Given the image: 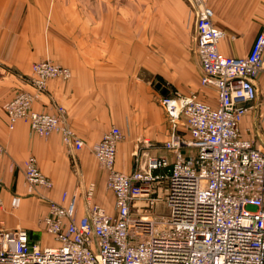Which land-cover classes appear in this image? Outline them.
<instances>
[{
    "label": "built area",
    "instance_id": "2783aa9c",
    "mask_svg": "<svg viewBox=\"0 0 264 264\" xmlns=\"http://www.w3.org/2000/svg\"><path fill=\"white\" fill-rule=\"evenodd\" d=\"M188 1L196 11L200 84L216 89V101L202 99L198 91L162 95L170 123L162 147L172 157L151 154L154 144L143 138L130 172L116 166L124 134L113 125L94 155L106 173L114 211L95 199V181L85 188L81 216L80 195L65 191L60 200L49 201L39 219L52 243L40 244L28 228L1 223L0 264H264V149L240 130L259 96L264 29L247 55H226L218 47L225 31L215 25L209 0ZM71 76L69 67L44 59L32 65L29 80L37 93H44L49 79ZM35 98L20 91L7 103L8 127L25 120L33 133L48 138L59 132L65 144L82 150L84 140L66 122L64 108L36 111ZM24 175L31 186L54 187L34 154L25 160ZM3 188L0 179V205ZM21 200L12 196V207ZM159 201L164 210L157 209Z\"/></svg>",
    "mask_w": 264,
    "mask_h": 264
},
{
    "label": "crops",
    "instance_id": "0c3cea01",
    "mask_svg": "<svg viewBox=\"0 0 264 264\" xmlns=\"http://www.w3.org/2000/svg\"><path fill=\"white\" fill-rule=\"evenodd\" d=\"M209 3L215 25L225 31L219 50L231 56L247 55L264 29V0ZM195 22L196 11L188 0H0V179L6 186L0 225L25 227L34 240L35 233L46 239L49 236L40 230L39 219L47 213L49 201L60 200L65 189L80 195L77 215L81 216L86 184L78 182L76 171L87 170L84 157L96 168L97 201L112 205L114 211V198L103 192L94 159L101 137L113 125L124 134L118 143V169H133L135 148L143 138L154 144L151 154L172 157L162 147L170 136L162 95L198 91L208 102L217 98L213 86L200 84ZM44 59L69 67L72 76L51 78L45 92L37 93L29 76L32 65ZM257 85L255 107L244 116L240 130L264 149V71ZM20 91L36 94V111L64 108L66 122L84 140V157H73L75 150L59 132L37 139L25 120L14 129L8 127L5 107ZM18 151L25 154L22 159ZM31 154L55 186L50 192L21 196L20 206L12 211V196L23 195V164Z\"/></svg>",
    "mask_w": 264,
    "mask_h": 264
},
{
    "label": "rangeland",
    "instance_id": "374dc122",
    "mask_svg": "<svg viewBox=\"0 0 264 264\" xmlns=\"http://www.w3.org/2000/svg\"><path fill=\"white\" fill-rule=\"evenodd\" d=\"M30 131H31V133H32V137L33 138H37V139H47V138H45V137H42V136H40V135H38V134H35V133H33L32 132V130H31V127H30ZM152 142V141H151ZM83 150V149H82ZM82 150H75L72 154H74V155H72L73 157L74 156H76L77 158H78V155L80 154L81 156H83V154H82ZM24 153H22V152H20V151H18V158H23L24 157ZM16 156V155H15ZM84 157V156H83ZM94 158V157H93ZM85 161H86V164H88V168H87V170H80V169H78L77 171H76V175H77V178H78V182L80 183H84V184H86V186H87V184L90 182V181H95L96 182V186H97V188H96V195H95V199L97 200V194H98V192H99V180H97V179H95L94 178V172L96 171V168H94V167H92V166H90V163H89V158H83ZM95 159V163L97 164V168H99V174L100 175H102V179H103V182H104V189H103V192H105V194H107L108 195V193L109 194H111V196L113 197V195H112V192L110 191V190H108L107 189V187H106V173L103 171V169L100 167V165H99V163H98V161H97V159H96V157L94 158ZM24 164H25V161H24ZM23 164V165H24ZM90 167V168H89ZM24 168V167H23ZM54 186H55V184H54ZM5 188H6V186H4V191H5ZM20 188H22V191H23V195H21V194H19L20 196H28V195H31V194H37V193H39V192H41L42 190L43 191H47V190H45V189H43V188H41V187H34V186H31V185H29V184H27L26 183V180H25V175L21 178V183H20ZM54 188V187H53ZM15 190V189H14ZM13 190V191H14ZM51 191V190H50ZM50 191H48V192H50ZM65 191H67V192H70L69 190H63L62 191V193H61V196H62V194L65 192ZM73 192H76V191H74L73 190ZM102 205H104L110 212H112L113 210L111 209L112 208V205L111 206H109V205H107L106 203H103ZM2 206V205H1ZM157 209H161V210H164V207H163V203H162V201H159V203H158V207H157ZM11 210L12 211H14L15 210V208L14 207H12V205H11ZM5 226H6V224H4ZM39 228H40V226H39ZM41 230V229H40ZM29 231H31V230H29ZM31 234V233H30ZM36 235L34 236L35 237V239H36V242H39L40 244H47V243H52V241H53V239H52V237L48 234V233H45L46 234V236H49V237H47L46 239L44 238V236H43V234H38V233H35Z\"/></svg>",
    "mask_w": 264,
    "mask_h": 264
},
{
    "label": "water",
    "instance_id": "95a60500",
    "mask_svg": "<svg viewBox=\"0 0 264 264\" xmlns=\"http://www.w3.org/2000/svg\"><path fill=\"white\" fill-rule=\"evenodd\" d=\"M161 85H162L161 83H158V84H157V87H161Z\"/></svg>",
    "mask_w": 264,
    "mask_h": 264
}]
</instances>
